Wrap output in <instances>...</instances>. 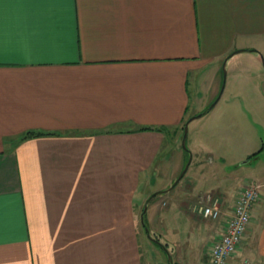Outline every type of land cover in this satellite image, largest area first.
<instances>
[{"label":"crops","instance_id":"obj_1","mask_svg":"<svg viewBox=\"0 0 264 264\" xmlns=\"http://www.w3.org/2000/svg\"><path fill=\"white\" fill-rule=\"evenodd\" d=\"M243 52L264 64V0H2L0 264H165L164 255L170 264L168 253L172 264H207L252 181L263 188L229 264H264V145L238 150L237 160L255 162L227 201L168 196L185 168L178 149L162 177L163 146L216 100L223 65ZM223 154L209 152L218 175L213 158ZM216 200L210 234L182 254L145 229L182 217L195 226L209 219L199 203Z\"/></svg>","mask_w":264,"mask_h":264},{"label":"rangeland","instance_id":"obj_2","mask_svg":"<svg viewBox=\"0 0 264 264\" xmlns=\"http://www.w3.org/2000/svg\"><path fill=\"white\" fill-rule=\"evenodd\" d=\"M250 54L243 52L240 58L230 67L227 63L223 65L222 94L214 108L189 123L187 149L181 146L183 127L180 131L181 136L178 144H165L163 146L161 153L168 157L163 164L162 177H166L176 169L178 153L175 150L178 149L184 154L183 163L185 166L191 157V162L184 177L168 196L182 190L186 195L189 194L193 201H197L200 197L205 198L208 195L218 194H221L223 199L227 201L233 195L236 183L240 178L250 175L248 170L255 161L246 164L247 159L237 160L238 150L246 144L264 145V101L257 96L264 95V74L260 73L264 72V64L262 62L261 67L254 65ZM262 58L264 60V54H262ZM204 92L205 89L200 97H205ZM220 92L221 89L216 99ZM251 97L253 98L252 101L250 100ZM213 102L210 100L207 103H210V106ZM251 105H254V107H251ZM196 111L194 115L199 114ZM210 118L216 120L215 122L218 119L221 123L220 126L218 122L216 123L217 126H214L215 123L213 124L212 121L205 123ZM211 149L215 153L224 151V160L219 159L217 155L213 158L215 163H221L223 166L219 175L211 169L208 160ZM189 185L191 187H188ZM170 187L171 185L167 189ZM160 198H157L156 201ZM149 203L147 204L149 206L148 213L152 208V204ZM158 203L157 206L161 207L160 211H164L162 210V200L160 199ZM170 203L173 206L176 205L173 200ZM174 218L180 219V214L174 215ZM182 218L181 224L177 227L173 225V221L168 224L165 222L162 225L163 221L161 219V224L157 228L149 224L151 235L158 233L161 237L160 242L167 243L173 252L180 250L181 254L187 251L189 243L199 244L204 237L208 236L210 228L216 221L213 219H197L195 221L197 224L194 226L190 224V219V221H187V217L186 220ZM154 246L161 250L160 246L156 244ZM192 247L196 248L197 245ZM164 257V263L167 264L166 256L164 255ZM174 258L177 259V256H174Z\"/></svg>","mask_w":264,"mask_h":264},{"label":"built area","instance_id":"obj_3","mask_svg":"<svg viewBox=\"0 0 264 264\" xmlns=\"http://www.w3.org/2000/svg\"><path fill=\"white\" fill-rule=\"evenodd\" d=\"M262 188V182L252 181L238 192L236 205L232 215L227 218L223 234L208 249L207 264H229L243 242L251 222L252 207L259 200ZM217 203V200L211 204L201 202L197 209L203 217L218 220L221 211ZM240 264L251 262L243 259Z\"/></svg>","mask_w":264,"mask_h":264},{"label":"water","instance_id":"obj_4","mask_svg":"<svg viewBox=\"0 0 264 264\" xmlns=\"http://www.w3.org/2000/svg\"><path fill=\"white\" fill-rule=\"evenodd\" d=\"M222 90H223V85H222V87H221V92H220V94H219V96L217 97V99L208 107V108H206L204 111H202V112H200L199 114H196V115H194V116H192V117H190L189 119H188V121L186 122V124H185V126H184V134H183V138H182V146H183V148L184 149H187V137H188V127H189V123L192 121V120H194V119H196V118H199V117H202L203 115H205L207 112H209L215 105H216V103H217V101L219 100V98H220V96H221V94H222ZM190 162H191V157H190V159L188 160V162H187V164H186V166H185V168L183 169V171H182V173L180 174V176L176 179V181L174 182V184L173 185H175V184H177L181 179H182V177L184 176V174L186 173V171H187V169H188V167H189V164H190ZM172 188V186L169 188V189H171ZM146 210H147V204L145 205V209H144V213L146 212ZM142 219H144V214L142 215ZM143 223H144V221H143ZM146 230H147V232H148V235H149V237L153 240V241H155L156 243H158V244H160L161 246H163V248L166 250V252H167V249H166V247L159 241V240H157V239H155L154 237H152V235H151V233H150V231H149V228H147L146 227ZM168 259H169V261H170V264H172L171 262V260H172V257H171V255L168 253Z\"/></svg>","mask_w":264,"mask_h":264},{"label":"trees","instance_id":"obj_5","mask_svg":"<svg viewBox=\"0 0 264 264\" xmlns=\"http://www.w3.org/2000/svg\"><path fill=\"white\" fill-rule=\"evenodd\" d=\"M38 134H44V132H29V135L34 136Z\"/></svg>","mask_w":264,"mask_h":264},{"label":"snow or ice","instance_id":"obj_6","mask_svg":"<svg viewBox=\"0 0 264 264\" xmlns=\"http://www.w3.org/2000/svg\"><path fill=\"white\" fill-rule=\"evenodd\" d=\"M0 3H2V0H0Z\"/></svg>","mask_w":264,"mask_h":264}]
</instances>
